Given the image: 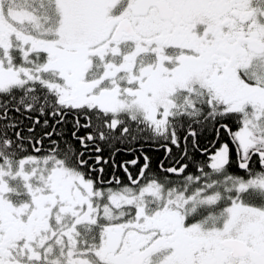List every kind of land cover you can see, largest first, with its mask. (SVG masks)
I'll return each mask as SVG.
<instances>
[{
	"label": "snow or ice",
	"instance_id": "snow-or-ice-1",
	"mask_svg": "<svg viewBox=\"0 0 264 264\" xmlns=\"http://www.w3.org/2000/svg\"><path fill=\"white\" fill-rule=\"evenodd\" d=\"M0 264H264V0H0Z\"/></svg>",
	"mask_w": 264,
	"mask_h": 264
}]
</instances>
